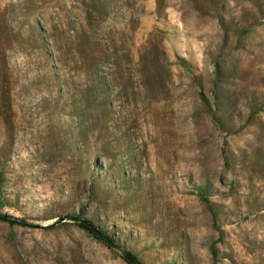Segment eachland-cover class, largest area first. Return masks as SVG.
<instances>
[{
  "label": "rangeland",
  "instance_id": "1",
  "mask_svg": "<svg viewBox=\"0 0 264 264\" xmlns=\"http://www.w3.org/2000/svg\"><path fill=\"white\" fill-rule=\"evenodd\" d=\"M80 210L147 264H264V0H0V264H126Z\"/></svg>",
  "mask_w": 264,
  "mask_h": 264
},
{
  "label": "trees",
  "instance_id": "2",
  "mask_svg": "<svg viewBox=\"0 0 264 264\" xmlns=\"http://www.w3.org/2000/svg\"><path fill=\"white\" fill-rule=\"evenodd\" d=\"M98 1V0H95ZM103 83H99L96 86V88L91 87L85 91L84 94V101L85 102H92L94 103L96 100L95 92L96 89L104 90L103 89ZM101 95V93H99ZM218 120L222 119L221 117L217 118ZM222 122V121H221ZM220 122V123H221ZM200 192H204L205 188L203 187H197ZM205 201L208 202L206 197H203ZM82 210H80L78 213H73L70 215H66L68 219L73 220L79 227L84 229L87 233H89L92 237L104 242L107 246L110 248H116L120 251V257L126 262V264H147L139 255L138 252L127 248L121 244L118 239H116L112 234L108 232V230L99 227L92 218L86 216ZM0 221H5L9 225L14 224H27L26 221H24L20 217L12 216L8 213L0 212ZM212 252L215 254V251L212 250ZM216 255V254H215ZM216 259V257H215ZM167 264H174V262L167 263ZM213 264H216V262L213 260Z\"/></svg>",
  "mask_w": 264,
  "mask_h": 264
}]
</instances>
